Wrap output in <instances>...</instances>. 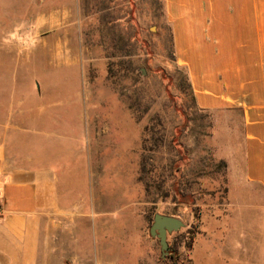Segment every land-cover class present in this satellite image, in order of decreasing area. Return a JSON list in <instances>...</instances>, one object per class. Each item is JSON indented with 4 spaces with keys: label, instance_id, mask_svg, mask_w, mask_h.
I'll return each mask as SVG.
<instances>
[{
    "label": "rangeland",
    "instance_id": "obj_1",
    "mask_svg": "<svg viewBox=\"0 0 264 264\" xmlns=\"http://www.w3.org/2000/svg\"><path fill=\"white\" fill-rule=\"evenodd\" d=\"M61 5L67 20L61 38L71 48L67 58L78 64L55 72L66 104L59 112L61 132L55 137L52 131L50 138L58 140V154L48 145L45 157L46 167L57 158L61 209L51 208L44 218L38 264H245L235 250L237 224L230 220L235 199L230 190L224 196V170L215 173L230 148L228 118L197 108L187 71L176 61L165 0H62ZM2 6L12 17L0 18V28L30 22L38 9L35 0H5ZM22 41L21 35L0 32V90L33 87L31 72L39 71L45 89L53 91L47 66L24 65ZM112 62L119 65L114 79ZM6 100L12 97L0 99ZM147 127L154 130L148 144ZM179 150L186 171L207 174L196 204L200 224L191 200L155 203L140 179L146 156L154 158L158 174H168ZM225 172L230 188L229 167ZM238 176L234 197L246 208L253 200L244 171ZM174 209L186 227L168 236L170 251L164 256L150 229L156 214L169 216ZM249 216L251 235L264 248V217ZM195 225L199 233L188 252L179 233Z\"/></svg>",
    "mask_w": 264,
    "mask_h": 264
},
{
    "label": "crops",
    "instance_id": "obj_2",
    "mask_svg": "<svg viewBox=\"0 0 264 264\" xmlns=\"http://www.w3.org/2000/svg\"><path fill=\"white\" fill-rule=\"evenodd\" d=\"M35 1L30 22L0 28L2 34L21 35L24 65L47 66L54 88L47 91L45 77L35 71L33 87L0 90V99L12 97L0 101V264H38L44 218L51 208L61 209L57 158L46 167L45 154L48 145L58 154V140L50 138L52 131L55 137L61 132L59 112L66 104L55 72L78 61L67 58L71 48L61 38L67 23L62 0ZM2 2L0 18L12 17ZM46 2L53 5L46 8ZM165 12L177 63L187 71L198 107L228 118L230 148L223 158L235 199V250L245 264H264V248L248 228L251 212L264 217V0H165ZM15 85L21 86L18 79ZM239 169L253 200L246 208L234 197Z\"/></svg>",
    "mask_w": 264,
    "mask_h": 264
},
{
    "label": "trees",
    "instance_id": "obj_3",
    "mask_svg": "<svg viewBox=\"0 0 264 264\" xmlns=\"http://www.w3.org/2000/svg\"><path fill=\"white\" fill-rule=\"evenodd\" d=\"M172 40H173V36H172ZM118 67L119 65L117 66L116 63L114 62L110 63L109 76L111 79H114L118 76V70H117ZM187 79L189 81L190 88L193 92V88L189 80L188 74H187ZM193 96L197 108L200 111L205 112L198 107L194 92H193ZM131 108L133 109V107ZM138 114H140V111ZM153 131H154L153 129L147 127L145 132L146 133L149 132V134H151ZM152 140H153V136L151 134V136L146 139V143L148 144ZM184 161L185 160L182 155V152L179 150L177 151L174 160L172 162H169L168 174H158L156 168V161L154 160V158L146 156L143 161L140 179L145 184L147 194L149 196H154L155 203L157 200L168 199L170 197H173V201L177 203H183V200L185 201L191 200L194 206L193 214L195 215L196 222L200 224V220H201L200 207L197 206L196 204L198 198L204 195V193L202 192L203 190L202 181L207 177V174L204 171H197V172L186 171ZM227 169H228V163L224 160H221L216 166V172H215L217 174V173H221L224 170V174H223L224 181L222 184V187H224V196H227L229 194V188L227 186L228 181L226 179V172H225L227 171ZM168 182H169V187L166 186ZM177 212L178 210L174 209L172 213H169V216L176 217L178 216ZM197 228L198 226L195 225L194 227L188 229L187 231H184L183 233H179V237L181 238L182 242L185 244L188 252H191L194 248L196 237L199 233V231H197Z\"/></svg>",
    "mask_w": 264,
    "mask_h": 264
},
{
    "label": "water",
    "instance_id": "obj_4",
    "mask_svg": "<svg viewBox=\"0 0 264 264\" xmlns=\"http://www.w3.org/2000/svg\"><path fill=\"white\" fill-rule=\"evenodd\" d=\"M185 227L186 224L179 218L156 214L150 229V235L159 240L163 255L166 256L170 251L168 236L181 231Z\"/></svg>",
    "mask_w": 264,
    "mask_h": 264
}]
</instances>
